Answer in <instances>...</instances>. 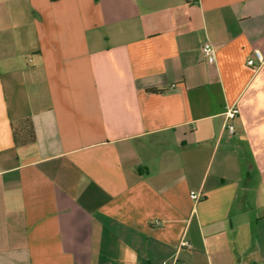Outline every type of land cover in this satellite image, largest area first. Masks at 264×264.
<instances>
[{
  "label": "crops",
  "instance_id": "1",
  "mask_svg": "<svg viewBox=\"0 0 264 264\" xmlns=\"http://www.w3.org/2000/svg\"><path fill=\"white\" fill-rule=\"evenodd\" d=\"M254 50L264 0H0V264H264Z\"/></svg>",
  "mask_w": 264,
  "mask_h": 264
},
{
  "label": "built area",
  "instance_id": "2",
  "mask_svg": "<svg viewBox=\"0 0 264 264\" xmlns=\"http://www.w3.org/2000/svg\"><path fill=\"white\" fill-rule=\"evenodd\" d=\"M199 51L201 58L204 60V62H206L207 64L215 63V54L211 43L204 42L200 47ZM253 55L254 58L248 59L246 61V64L255 69L264 67V56L258 50H254ZM223 115H224L223 129L226 130L228 133L232 134L234 131V127L231 122L238 115V108L235 106L229 107L225 110ZM189 197L193 202H197L200 200L201 194L197 191H191L189 192ZM183 247H189V244L185 239H181L179 242V248H183ZM162 264H166V262H162Z\"/></svg>",
  "mask_w": 264,
  "mask_h": 264
}]
</instances>
